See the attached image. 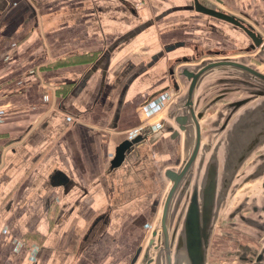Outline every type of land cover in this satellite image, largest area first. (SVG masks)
Instances as JSON below:
<instances>
[{
  "label": "crops",
  "instance_id": "1",
  "mask_svg": "<svg viewBox=\"0 0 264 264\" xmlns=\"http://www.w3.org/2000/svg\"><path fill=\"white\" fill-rule=\"evenodd\" d=\"M198 1L264 38V0ZM249 42L193 0H0V264H139L171 184L165 171L182 166L194 140L192 124L186 139L172 137L178 125L169 115L187 86L177 70L193 52ZM213 73L193 95L202 114L185 178L194 175L193 185L210 164L221 182L233 157L243 159L240 169L264 148V98L220 131L226 104L241 96L230 99L234 84L220 82L235 77ZM137 135L112 167L117 146Z\"/></svg>",
  "mask_w": 264,
  "mask_h": 264
},
{
  "label": "flooded vegetation",
  "instance_id": "2",
  "mask_svg": "<svg viewBox=\"0 0 264 264\" xmlns=\"http://www.w3.org/2000/svg\"><path fill=\"white\" fill-rule=\"evenodd\" d=\"M251 45L252 41L250 39V42L240 48L238 52L249 54L253 51L250 48ZM224 52L225 50H215V53L219 54H217L218 57L221 56L220 53L223 54ZM258 86L256 84L253 87L258 88ZM230 110L229 108L228 111ZM261 113V118L258 121L264 126V111ZM233 116L234 114L231 118ZM225 117H222V121L225 120ZM238 137L240 138V136ZM241 162H243V159L233 157L234 172H237L223 175L221 176L223 181H217V193L215 192L214 195V205L210 219H206V216L202 213V187L205 174L200 177L202 180L200 185H193V183L192 186L190 183L185 185L191 188L190 190L186 188L185 193L182 192L179 195V201H177L176 210L173 214V226H167L171 264H192L187 250L188 233H191L189 222H187V213L195 189L197 192L193 199H197L200 210L197 224L199 234L197 245L200 246L203 256L200 264H264V148L262 150L258 149L249 159L244 161L240 169H237V165ZM217 178L220 177L217 176ZM218 188L221 189L220 192L231 191L228 194L231 198L227 201L228 204L230 203L228 205L230 208L223 217L218 216L222 204V196L219 195ZM239 190H242L240 197L234 199ZM223 219L226 220L224 224ZM175 249L177 252H175ZM157 258L156 264H161V258L163 264H167L164 250L160 251Z\"/></svg>",
  "mask_w": 264,
  "mask_h": 264
},
{
  "label": "water",
  "instance_id": "3",
  "mask_svg": "<svg viewBox=\"0 0 264 264\" xmlns=\"http://www.w3.org/2000/svg\"><path fill=\"white\" fill-rule=\"evenodd\" d=\"M193 7L196 11L202 12L209 16L216 17L218 19L224 20L229 22L242 30L250 37L252 41L251 50L258 49L262 51L264 49V41L260 33L256 32L250 25L246 24L241 18L237 17L236 15L229 14L218 10L213 7L205 6L200 3L198 0H193ZM250 50V51H251ZM218 54V53H217ZM223 58L217 60H205L201 63V65L197 68H192V65L184 64L180 66L177 70L179 77L184 78L187 81V89L182 98H179L177 103L173 106L175 109L170 112L169 117L173 118L178 125V130H174L172 132V137H177L180 135V131L183 132V135L186 139L189 129L188 126L190 124L193 125L194 131V140L190 150V153L187 155L184 163L178 170L174 169H167L165 171V176L170 181V187L167 191V194L163 201L161 217L159 223L157 224V228L153 230L151 237L149 238L146 244V253L143 256L149 254L150 250L156 252V256L153 258L148 256V258L144 261H141V264H156L158 260V254L161 250L165 251L167 264H171L170 260V248H169V237H168V228H167V219H168V212L173 200V197L179 187L185 181V178L192 168L193 164L197 159V155L201 146V126L199 123V118L202 116L201 113L196 114L193 107V95L195 88L201 79V77L214 69L221 68V67H228L234 68L239 70L240 72H244L245 74L249 75L252 81H261L264 83V73L259 71L256 67L250 66L246 63H242L240 60L233 59L229 56H221ZM186 58L184 62H186ZM187 63V62H186ZM171 76L173 75V70L170 69ZM233 80H226L222 79L220 82H229L231 85L235 86L238 81ZM243 84H247V82H242ZM173 88L175 92L179 89L177 83L172 81ZM169 85L161 88L153 92L146 100L145 104H148L152 101L157 95L164 93L169 90ZM231 90H227L229 93ZM248 96L244 98H239L235 101H232L226 104V113H225V120L223 121L222 125L220 126L219 130L223 131L229 122V119L233 114H235L241 107H243L246 103H249L255 99L264 98V85L260 88L251 87V89L247 92ZM177 109L182 108L183 113H180ZM231 109L228 111V109ZM142 140L141 135H137L132 139H125L123 140L116 148L115 155L111 160L110 164L112 167H118L124 160L125 153L136 143ZM217 173L214 165L210 164L209 169L205 172L204 183L202 187V195H203V215L206 216V219H210V215L212 214L213 205H214V195L215 192L217 193ZM219 191V189H218ZM197 190L193 191L192 200L189 206V210L187 213V222H189V227L191 228V233H188L187 239V250L189 256L191 258L192 264H200L202 261V251L199 245H197V241L199 240L198 234V222H199V213L200 210L198 208L197 199H193L194 195L196 194Z\"/></svg>",
  "mask_w": 264,
  "mask_h": 264
},
{
  "label": "rangeland",
  "instance_id": "4",
  "mask_svg": "<svg viewBox=\"0 0 264 264\" xmlns=\"http://www.w3.org/2000/svg\"><path fill=\"white\" fill-rule=\"evenodd\" d=\"M213 50H208L207 49H203L201 53H194L193 52V59L191 60L190 59V63L191 62H196L198 61L199 59H201V57H203L204 59L202 61H198L197 63L195 64H189V62H187L189 65H192V68H197L201 65V63L205 60H217V59H221L223 57H221L222 55L223 56H229L231 57L230 55H237V56H233L231 58L233 59H236V60H240L242 61V63H246L250 66H254L256 67L259 71H261L262 73H264V50L260 51V48L258 49H255L253 51H251L249 54H245V53H239L238 50L239 48H225V52L223 54L220 53V57L217 56V53H215V50L217 49H214L212 48ZM224 49V48H223ZM219 55V54H218ZM191 57V56H190ZM197 57V58H196ZM217 74V75H215ZM213 76H223V77H227V76H232V77H235V81H238L239 84L233 86L231 88L232 90V93L234 94L233 98L231 97L230 99H235V97H238V96H241V98H244V97H247L248 96V91L251 89L252 86H256V84H258L260 86V88L264 85L261 81H252L250 79V77H248L249 75L245 74L244 72H240L239 70L237 69H234V68H228V67H221V68H217V69H214V73H213ZM247 82V84H243L242 82ZM186 88H184V90L187 89V86H185ZM194 175H190L189 177V181H191L192 177ZM188 180H185L183 182V184L181 185V187H179V189L177 190V192L175 193L174 197H173V200L171 202V205H170V208H169V212H168V219H167V226L169 227H172L173 226V214L175 213V210H176V206H177V201H179V195L183 192L185 193V189L186 188H190L191 187H188V186H185L187 184V182L189 183ZM192 186V184H190ZM258 186V185H256ZM188 190V191H189ZM231 191H223V192H218L220 196H222V204L220 205V208H219V212H218V216L219 217H223L228 209L230 207H228V200L231 198L229 197V193ZM222 193V195H221ZM242 193V190H239L237 191L234 199H238V196L240 197ZM227 194V195H226ZM228 207V208H227ZM225 219L222 220L223 224L225 223ZM172 242H171V246H172ZM173 248V246H172ZM175 252L176 249H175ZM179 252V251H178ZM148 256H151V257H155L156 256V252H154L153 250H150L149 251V254L146 255V257L143 258L142 261L145 262V260L148 258ZM142 263V262H141ZM139 263V264H141ZM160 263L163 264V259L161 258L160 259Z\"/></svg>",
  "mask_w": 264,
  "mask_h": 264
},
{
  "label": "built area",
  "instance_id": "5",
  "mask_svg": "<svg viewBox=\"0 0 264 264\" xmlns=\"http://www.w3.org/2000/svg\"><path fill=\"white\" fill-rule=\"evenodd\" d=\"M168 96L160 95V97L157 99L158 102L153 106V110L154 109H161L163 104L165 103L164 101L167 100Z\"/></svg>",
  "mask_w": 264,
  "mask_h": 264
},
{
  "label": "bare ground",
  "instance_id": "6",
  "mask_svg": "<svg viewBox=\"0 0 264 264\" xmlns=\"http://www.w3.org/2000/svg\"><path fill=\"white\" fill-rule=\"evenodd\" d=\"M215 75H217V74H215Z\"/></svg>",
  "mask_w": 264,
  "mask_h": 264
}]
</instances>
